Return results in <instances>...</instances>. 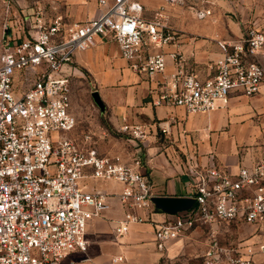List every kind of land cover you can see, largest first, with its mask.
Here are the masks:
<instances>
[{
  "label": "built area",
  "instance_id": "built-area-1",
  "mask_svg": "<svg viewBox=\"0 0 264 264\" xmlns=\"http://www.w3.org/2000/svg\"><path fill=\"white\" fill-rule=\"evenodd\" d=\"M19 1L4 0L8 15ZM196 1L163 0L147 19L141 0H99V13L88 20L27 19L31 30L25 38L10 31L6 20L0 43V264H78L73 256L88 249L90 221L104 214L112 198V193L86 191L88 177L123 184L118 196L130 211L117 232H126L131 221L148 219L131 211L155 209V186L143 159L101 153L93 135H72L78 118L63 68L102 36L117 42L133 70L150 77L165 72L167 54L145 50L148 44L162 48L179 42L178 30L164 21L169 7H187L196 18H209L212 7ZM217 45L221 56L204 78L181 52L172 53L177 69L155 103L204 113L226 106L232 95H257L264 84V29L246 24L241 36L219 39ZM120 131L137 144L149 135L140 122H124ZM190 174L185 196L193 197L194 205L154 221L160 246L202 226L264 222V156L235 173L196 166ZM257 253L264 254V242L243 249L214 244L198 264H260ZM86 262L87 257L80 260L93 264Z\"/></svg>",
  "mask_w": 264,
  "mask_h": 264
},
{
  "label": "crops",
  "instance_id": "crops-1",
  "mask_svg": "<svg viewBox=\"0 0 264 264\" xmlns=\"http://www.w3.org/2000/svg\"><path fill=\"white\" fill-rule=\"evenodd\" d=\"M141 2L145 17L152 19L163 0ZM212 2L215 0L196 1L210 7H213ZM99 10V0H67L65 14L72 21L88 20ZM163 16L165 22L179 30L180 40L162 48L148 44L145 53L165 52V72L150 77L133 70L130 62L122 57L117 42L102 36H97L95 44L87 50L77 52L63 72L68 76L66 71L75 65L90 74L105 103V109H100L108 113L113 129L120 131L124 122H140L149 127L147 140L134 142L130 156L119 154L126 160L134 156L143 159L156 195L185 196L191 190L192 167L218 166L235 173L242 165H251L264 156V84L253 97L232 95L226 106L204 113H189L181 106L157 105L155 100L167 88L170 75L177 69L172 53L181 52L189 67L201 77H207L213 61L221 56L217 40L241 36L246 25L223 18L217 10L211 19L198 25L193 23L194 12L187 7H169ZM162 126L168 127L169 131L163 132ZM83 188L112 193V198L104 214L90 221L86 232L88 249L73 256L78 264H82L80 260L85 257L89 258L86 263L93 264H168L179 253L181 238L160 246L154 226V221H165L174 214L156 207L131 210L136 215L148 216V219L131 221L128 230L120 233L117 227L130 211L118 196L123 184L88 177ZM250 225L264 230L262 223ZM262 235H255L243 244L264 242L260 240ZM254 258L264 264L263 253H257Z\"/></svg>",
  "mask_w": 264,
  "mask_h": 264
},
{
  "label": "rangeland",
  "instance_id": "rangeland-1",
  "mask_svg": "<svg viewBox=\"0 0 264 264\" xmlns=\"http://www.w3.org/2000/svg\"><path fill=\"white\" fill-rule=\"evenodd\" d=\"M212 4V15L217 10L223 18L233 19L240 24L253 23L264 29V0H215ZM66 6L67 0H20L14 5V14L8 15L4 0H0V43L7 19L10 20V31L20 38H25L30 36V21L38 16L47 23L59 15L69 18L70 16L65 14ZM39 11L42 14L39 15ZM192 19L195 25L206 22L196 17ZM178 33L180 34L179 30ZM66 74L71 84L72 109L78 118L72 135L78 138L84 133L93 135L99 150L106 154L126 155L132 152L134 142L112 128L108 113L102 112L95 102L92 92L96 90V85L90 74L75 65L66 71ZM255 235H262L260 240H264V230L261 231L245 222H220L198 227L181 237V249L168 264H198L203 261V256L210 246L218 244L228 248L239 246L243 249V243Z\"/></svg>",
  "mask_w": 264,
  "mask_h": 264
},
{
  "label": "water",
  "instance_id": "water-1",
  "mask_svg": "<svg viewBox=\"0 0 264 264\" xmlns=\"http://www.w3.org/2000/svg\"><path fill=\"white\" fill-rule=\"evenodd\" d=\"M92 96L97 105L104 110L105 103L100 93L94 90ZM152 201L156 208L170 214H176L179 211L191 208L194 205L195 199L190 196L156 195L152 198Z\"/></svg>",
  "mask_w": 264,
  "mask_h": 264
}]
</instances>
